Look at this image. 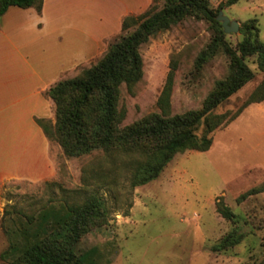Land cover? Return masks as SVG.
<instances>
[{
	"label": "rangeland",
	"instance_id": "rangeland-1",
	"mask_svg": "<svg viewBox=\"0 0 264 264\" xmlns=\"http://www.w3.org/2000/svg\"><path fill=\"white\" fill-rule=\"evenodd\" d=\"M226 1L209 0V4L213 10L222 4L223 14L239 24L254 21L258 39L264 42V0H238L231 5ZM90 2L95 4V34L106 37L102 50L80 54L75 67L48 44L45 52L39 50L30 57L31 68L26 72L33 74L32 81L49 85L75 76L94 64L123 33L122 20L118 18L127 7L122 0ZM163 2H156L157 8ZM153 3L150 0L149 6ZM85 22L78 21L82 29L83 23L90 25ZM225 34L233 48L242 37L239 31ZM212 37L210 22L186 17L142 44L141 80L132 93L124 84L120 86L119 106L126 110L123 124L157 110L156 100L171 60L177 63L172 113L199 108L214 82L228 74V58L221 52L201 68L195 66L198 53ZM245 61L254 77L215 112L235 111L264 77L257 69L255 56H248ZM48 119L54 122V118ZM212 137L207 151L176 154L157 179L133 188L125 157L101 158V151L66 157L58 143L48 139L51 165L46 177L0 182V264H6L1 253L10 240L22 242L20 230L24 226L30 231L54 228L67 214L65 197L82 200L92 190L104 201L107 214L104 223L84 234L75 246L88 264H264V192L242 203L235 201L240 193L264 183V101L247 106L229 125L215 130ZM35 143L37 147L40 144ZM97 173L103 182L97 187L85 186ZM219 197L238 214L236 226L245 234L239 244L224 250L213 246L235 224L216 211ZM41 205L45 207L37 212L35 221L27 224L19 209L30 212Z\"/></svg>",
	"mask_w": 264,
	"mask_h": 264
},
{
	"label": "trees",
	"instance_id": "trees-1",
	"mask_svg": "<svg viewBox=\"0 0 264 264\" xmlns=\"http://www.w3.org/2000/svg\"><path fill=\"white\" fill-rule=\"evenodd\" d=\"M158 1L153 0L154 3L138 15L125 16L121 22L123 33L108 45L94 64L48 87L46 94L54 103L53 123L48 118H35L45 137L57 142L66 157H80L93 151H101V158L111 160L125 157L132 188L157 179L176 154L187 150L207 151L212 145L215 130L229 125L250 104L264 101L263 77L235 111L215 112L254 77L246 57L255 56L257 69L264 73V42L258 39L254 21L240 24L242 37L233 48L226 41L221 22L216 20L222 4L213 10L209 0H164L157 8ZM237 1L227 0L226 4ZM41 4L42 0H0V16L10 6L35 7L39 12ZM186 17L207 20L213 28L211 41L196 57V68H201L221 52L228 58V74L214 82L199 108L172 113L171 95L177 63L171 60L156 100L157 110L123 124L126 110L119 106L120 86L124 84L132 93L141 80L140 46ZM103 180L97 173L85 186L95 184L97 187ZM83 181L86 180L83 178ZM261 192H264V183L240 193L235 201L242 203ZM64 204L67 214L54 228L45 231L40 227L30 231L24 226L20 230L22 242L10 240L1 253L6 264H88L86 256L78 254L75 246L84 234L104 223L107 214L105 203L98 192L92 190L82 200L65 197ZM44 207L37 206L30 212L19 209V212L27 224H31L37 212ZM215 209L235 226L213 248L224 250L239 244L245 234L236 226L238 214L224 203L222 197L216 200Z\"/></svg>",
	"mask_w": 264,
	"mask_h": 264
},
{
	"label": "crops",
	"instance_id": "crops-1",
	"mask_svg": "<svg viewBox=\"0 0 264 264\" xmlns=\"http://www.w3.org/2000/svg\"><path fill=\"white\" fill-rule=\"evenodd\" d=\"M122 2L127 9L119 21L142 12L150 0ZM78 21L90 25L83 23L82 29ZM94 21L95 4L90 0H42L39 12L10 6L0 16V182L49 174V142L35 118H54V103L46 94L53 83L32 81L33 74L26 70L32 54L45 52L48 44L75 67L80 54L101 51L106 37L95 34Z\"/></svg>",
	"mask_w": 264,
	"mask_h": 264
},
{
	"label": "water",
	"instance_id": "water-1",
	"mask_svg": "<svg viewBox=\"0 0 264 264\" xmlns=\"http://www.w3.org/2000/svg\"><path fill=\"white\" fill-rule=\"evenodd\" d=\"M216 20L221 22L224 33H234L239 31L240 24L236 20H231L228 16L219 11Z\"/></svg>",
	"mask_w": 264,
	"mask_h": 264
}]
</instances>
